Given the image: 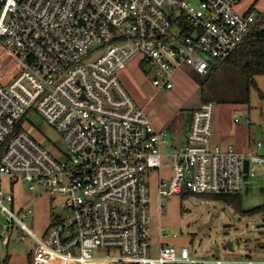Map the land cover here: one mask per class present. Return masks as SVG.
I'll return each instance as SVG.
<instances>
[{
    "label": "built area",
    "instance_id": "1",
    "mask_svg": "<svg viewBox=\"0 0 264 264\" xmlns=\"http://www.w3.org/2000/svg\"><path fill=\"white\" fill-rule=\"evenodd\" d=\"M239 3L0 0V176L21 177L30 189L42 185L62 197L60 211L38 236L25 221L33 210L15 211L14 196L0 182V213L9 221L3 244L14 221L35 239L32 264H264L195 259L187 247L166 242L164 226L153 253L150 170L173 161V174L159 181L160 198L239 193L247 178L264 171V152L213 142V100L191 110L187 142L172 149V131L154 125L121 78L138 56V64L153 71L157 90L173 89L184 66L207 75L257 20L255 8L241 11ZM31 108L67 140L63 158L21 126ZM97 249L108 254L94 255Z\"/></svg>",
    "mask_w": 264,
    "mask_h": 264
},
{
    "label": "rangeland",
    "instance_id": "2",
    "mask_svg": "<svg viewBox=\"0 0 264 264\" xmlns=\"http://www.w3.org/2000/svg\"><path fill=\"white\" fill-rule=\"evenodd\" d=\"M257 2L264 4V0ZM260 9L253 26L264 29V10H262L264 8ZM138 59L139 56L132 59V64L130 61L136 72L133 78L138 94L134 95L137 99L147 100L146 105L142 106L152 120L165 122L167 117H176L173 131L169 129L172 131L170 141L172 149L179 148L187 142L189 131V122H186L187 109L204 102L201 85L195 77L197 73L192 67L184 66L174 76L173 89L157 90L151 82L153 71L147 68L148 71L145 70L142 65L137 67L133 64ZM0 67L4 66L0 64ZM255 78L257 86H249L236 67L222 64L211 76L205 89L208 100L215 101L216 109L222 110L223 116L229 123L240 125L250 119L247 125L251 128L253 144L261 141L264 145V96L260 95V91L264 93V74ZM236 117L241 121L237 122ZM21 126L59 158H63L68 152L67 140L36 108H31L26 113ZM258 151L264 152V146ZM172 165L171 159H164L161 168L152 169L147 174L153 253L156 252L158 245L157 234L160 227L164 226L170 231V237L165 238L166 242L178 248L187 247L191 256L198 260L264 259V209L253 214L245 212L247 209L264 204V171L244 181L240 191L242 208H238L221 200H208L194 192H174L165 198H160L159 181L173 174ZM0 182L5 192L14 196L11 206L15 211L29 208L33 210L32 217L25 218V221L33 233L41 236L51 224L52 213L60 211L62 197L52 195L42 185L30 189L18 176H0ZM208 202H210L209 207ZM160 206H163L162 213ZM212 213L215 215L211 218ZM8 222L0 213L1 261L8 256V264H30V254L35 247L34 237L22 230L18 223L10 221L12 231L10 241L8 245L3 244L2 227ZM206 223L210 224L201 228ZM229 239L233 243L232 247L226 245ZM106 254L108 252L98 249L94 252L97 256ZM110 254L118 256L119 251L112 250Z\"/></svg>",
    "mask_w": 264,
    "mask_h": 264
},
{
    "label": "trees",
    "instance_id": "3",
    "mask_svg": "<svg viewBox=\"0 0 264 264\" xmlns=\"http://www.w3.org/2000/svg\"><path fill=\"white\" fill-rule=\"evenodd\" d=\"M222 64H231L236 67L242 76L246 79L249 86H257L256 76L264 74V29H258L252 27L247 33L244 40L236 47V49L226 59L215 65L207 75L200 77L196 74V79L201 85L202 100L206 101L209 97L206 94L205 86L210 80L211 76L218 70ZM260 95L264 96V93L260 91ZM174 117L169 123L168 128L173 131ZM204 198L210 200H221L229 204L236 205L238 208H242V195L241 193H202L200 194ZM264 209V204L257 205L253 208L245 210L248 214ZM8 256L5 258L2 264L6 263ZM32 263V254H30V264Z\"/></svg>",
    "mask_w": 264,
    "mask_h": 264
},
{
    "label": "crops",
    "instance_id": "4",
    "mask_svg": "<svg viewBox=\"0 0 264 264\" xmlns=\"http://www.w3.org/2000/svg\"><path fill=\"white\" fill-rule=\"evenodd\" d=\"M260 3V2H259ZM239 10L241 11H247L251 8H255L257 12H259L261 9L264 8V4L260 3L258 4L257 0H240V3L238 5ZM264 10V9H262ZM136 62V63H135ZM133 62V64H136V66H140L138 64V61L136 60ZM132 64V61H131ZM130 63L121 71V78L127 88L130 90V92L133 94V96L136 98L137 93V87L134 81V74L136 72L133 70L135 67H133ZM137 66V67H138ZM135 94V95H134ZM136 100L141 104V105H146V99L142 98H136ZM200 105V104H199ZM199 105L195 106L198 107ZM143 106V107H144ZM194 107V108H195ZM193 108V107H192ZM192 108L187 109V113L191 111ZM193 108V109H194ZM174 118L173 117H167L166 121L164 122H158L155 120H152L154 125L158 128L167 126L168 123ZM237 118V117H236ZM235 118V120H236ZM241 119L239 120V122ZM238 122V121H237ZM244 122V123H243ZM240 125H237L236 123H229L226 120V117L223 116L222 110H217L216 105H215V110H214V120H213V142L221 144L222 146H232L236 150L242 152V153H249L251 151H258L259 149H262L264 146L262 144L261 148H257V143L253 144L252 138H251V128L247 125L246 121H243ZM263 152V151H262ZM210 203V202H208ZM207 203V204H208ZM5 260V258H4ZM9 257L6 260L5 264H8ZM4 261H1V264ZM32 264V263H31Z\"/></svg>",
    "mask_w": 264,
    "mask_h": 264
},
{
    "label": "water",
    "instance_id": "5",
    "mask_svg": "<svg viewBox=\"0 0 264 264\" xmlns=\"http://www.w3.org/2000/svg\"><path fill=\"white\" fill-rule=\"evenodd\" d=\"M95 56H96V55H95ZM191 116H192V111H189V112L186 114V122H189V121H190ZM248 165H249V161L246 160V161H245V171H246V172H247V170H248ZM247 177H248V175H247V173H246V174H245V178H247ZM207 205H208V207H209L210 203H208ZM214 215H215V214L212 213V214H211V218H212ZM209 224H210V223H206V224L203 225L201 228H203V227H205V226H207V225H209ZM226 245L229 246V247H232L233 243H232V241L229 239V240L226 242ZM0 264H1V258H0Z\"/></svg>",
    "mask_w": 264,
    "mask_h": 264
}]
</instances>
